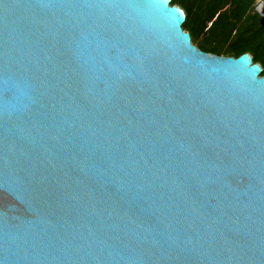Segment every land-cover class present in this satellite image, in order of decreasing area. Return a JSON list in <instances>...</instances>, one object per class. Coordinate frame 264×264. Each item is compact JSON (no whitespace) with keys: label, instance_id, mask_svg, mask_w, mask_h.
<instances>
[{"label":"water","instance_id":"obj_1","mask_svg":"<svg viewBox=\"0 0 264 264\" xmlns=\"http://www.w3.org/2000/svg\"><path fill=\"white\" fill-rule=\"evenodd\" d=\"M185 19L0 0V264H264L263 70Z\"/></svg>","mask_w":264,"mask_h":264},{"label":"trees","instance_id":"obj_2","mask_svg":"<svg viewBox=\"0 0 264 264\" xmlns=\"http://www.w3.org/2000/svg\"><path fill=\"white\" fill-rule=\"evenodd\" d=\"M257 0H171L186 16L182 26L199 50L219 57H252L264 75V20Z\"/></svg>","mask_w":264,"mask_h":264},{"label":"built area","instance_id":"obj_3","mask_svg":"<svg viewBox=\"0 0 264 264\" xmlns=\"http://www.w3.org/2000/svg\"><path fill=\"white\" fill-rule=\"evenodd\" d=\"M263 0H257L256 5L260 4Z\"/></svg>","mask_w":264,"mask_h":264}]
</instances>
